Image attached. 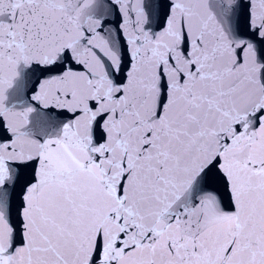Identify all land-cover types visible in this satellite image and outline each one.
<instances>
[{"label": "snow or ice", "instance_id": "snow-or-ice-1", "mask_svg": "<svg viewBox=\"0 0 264 264\" xmlns=\"http://www.w3.org/2000/svg\"><path fill=\"white\" fill-rule=\"evenodd\" d=\"M0 264H264V0H0Z\"/></svg>", "mask_w": 264, "mask_h": 264}]
</instances>
